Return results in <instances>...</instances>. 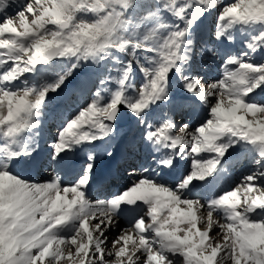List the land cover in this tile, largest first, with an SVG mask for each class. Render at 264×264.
<instances>
[{
	"label": "snow or ice",
	"instance_id": "obj_1",
	"mask_svg": "<svg viewBox=\"0 0 264 264\" xmlns=\"http://www.w3.org/2000/svg\"><path fill=\"white\" fill-rule=\"evenodd\" d=\"M0 264H264V0H0Z\"/></svg>",
	"mask_w": 264,
	"mask_h": 264
},
{
	"label": "rangeland",
	"instance_id": "obj_2",
	"mask_svg": "<svg viewBox=\"0 0 264 264\" xmlns=\"http://www.w3.org/2000/svg\"><path fill=\"white\" fill-rule=\"evenodd\" d=\"M209 20H211V18H209ZM208 70L212 71V72H215V68H211V69H208ZM49 123H51V121H49ZM240 171H241V168L239 166H236L235 170H233L232 173H231L233 178L238 177L240 175ZM49 172H50V170H47L45 174H49ZM119 178H120V181H123V182L116 183L117 181H115L112 184L111 188L108 189V190H105L104 192H107V191L115 192L118 187H122L124 184L128 183L129 180L132 177H130L129 172L121 171L120 173L117 174V180L118 181H119ZM97 194L101 195V194H105V193L97 191Z\"/></svg>",
	"mask_w": 264,
	"mask_h": 264
},
{
	"label": "bare ground",
	"instance_id": "obj_3",
	"mask_svg": "<svg viewBox=\"0 0 264 264\" xmlns=\"http://www.w3.org/2000/svg\"><path fill=\"white\" fill-rule=\"evenodd\" d=\"M116 183H121V182H123V181H120V178H119V181L116 179ZM100 192H103V193H105V194H107V192H104V191H100ZM105 194H101V195H105Z\"/></svg>",
	"mask_w": 264,
	"mask_h": 264
}]
</instances>
